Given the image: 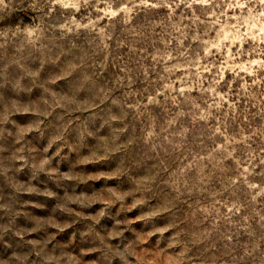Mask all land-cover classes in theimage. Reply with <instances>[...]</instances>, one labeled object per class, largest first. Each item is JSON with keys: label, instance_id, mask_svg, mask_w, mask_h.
Here are the masks:
<instances>
[{"label": "rangeland", "instance_id": "rangeland-1", "mask_svg": "<svg viewBox=\"0 0 264 264\" xmlns=\"http://www.w3.org/2000/svg\"><path fill=\"white\" fill-rule=\"evenodd\" d=\"M0 264H264V0H0Z\"/></svg>", "mask_w": 264, "mask_h": 264}]
</instances>
